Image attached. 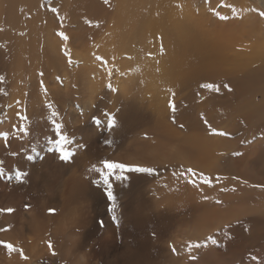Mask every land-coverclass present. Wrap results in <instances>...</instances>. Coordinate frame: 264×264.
Returning a JSON list of instances; mask_svg holds the SVG:
<instances>
[{
	"label": "bare ground",
	"instance_id": "obj_1",
	"mask_svg": "<svg viewBox=\"0 0 264 264\" xmlns=\"http://www.w3.org/2000/svg\"><path fill=\"white\" fill-rule=\"evenodd\" d=\"M261 13L264 0H0V209H14L0 240L28 257L0 246V264H264ZM104 159L156 171L106 186Z\"/></svg>",
	"mask_w": 264,
	"mask_h": 264
},
{
	"label": "snow or ice",
	"instance_id": "obj_2",
	"mask_svg": "<svg viewBox=\"0 0 264 264\" xmlns=\"http://www.w3.org/2000/svg\"><path fill=\"white\" fill-rule=\"evenodd\" d=\"M222 7H230L232 8L233 6L231 5H221ZM49 10L52 12V13H57L58 12V9L56 7H50ZM233 13L235 15V9L233 8ZM215 15H217V17L219 19H222V20H226L228 19V17L226 16H220L218 12H215L214 13ZM262 16H264V13H261ZM88 23H90V21H88ZM59 36H61L63 39L67 40L68 37L63 33V32H60L58 33ZM66 55H68V53L66 52L65 53ZM97 60H100L102 63H105L104 60H103V57H96ZM70 62V61H69ZM41 75H43V73H41ZM109 87H111V85H109ZM199 87L201 89H209V90H215V91H219L220 90V86L217 85V84H211V83H203V84H200ZM223 88L231 91V88L229 86V84L225 83L223 84ZM47 107H51V105H47ZM169 107L170 109L175 112L176 111V105L174 103L173 100H169ZM19 115V114H18ZM59 113L56 112V111H53L51 113V116L48 117L49 120H51L52 122V126L56 129H59L60 128V123H57L55 121V117L58 116ZM202 115V118H203V114ZM173 122H175V118H173ZM115 123V120L113 117L109 116V120H108V124L109 126L111 127L113 124ZM204 123L205 125H207L209 127V131L212 133V134H215V135H221V136H229L230 133L228 132H224V131H218L217 129L215 128H212L210 125H208V121L206 119H204ZM181 128H183L184 126L181 124L180 125ZM25 130L23 128H21V132H24ZM245 141H241V143H244ZM105 143H110V141H105ZM55 149L54 151L58 154V156L60 157L61 160H67L68 159V149H67V145H68V140H67V137L63 135L62 132H60L56 139H55ZM233 155H239V153H233ZM100 163L103 165L102 168H97L95 165H93V171H96L99 173L100 175V178L102 181H104L105 185H109L110 184V179L109 177H113L114 174H115V178L117 179H121V178H124V174L126 172H129V171H137V172H142V173H148V174H153L156 169L152 168V167H145V166H141V165H132V164H125V163H119V162H115V161H112V160H108V159H104V160H101ZM175 174V173H174ZM181 176H189L190 179H189V183H192L193 185L196 184V179H192V177H198L200 178L201 182L203 184H206L208 185L209 187H211L212 185V180L210 178H206L204 177V174L203 173H197L194 169H185L183 172L180 173ZM20 177H21V173L18 171L15 172V178L17 181H20ZM217 181L220 179V177H217L216 178ZM233 179H239L238 177H233ZM246 183V181H245ZM258 187H264V185H257ZM234 190V189H233ZM221 191H225V189H221ZM109 197V199H112V192H111V189L108 188L107 190V193H106ZM203 199L207 200L208 197L207 196H204L202 197ZM216 203H220V201H216ZM25 209H27L29 207V205H25L24 206ZM55 210L54 209H51L49 208L48 209V212L49 213H53ZM0 212H5V213H12L14 212V209L13 208H3V209H0ZM225 227H227V225H225ZM7 229H0V231H6ZM211 242L212 244H216L217 243V240L212 236V235H209L204 241H197V242H189L188 245H187V248L189 250V252H191L192 249H199L200 247L202 246H207V243L208 242ZM48 248H49V251L51 252V254L53 256L56 255V252L52 250L53 246H52V242L51 241H48ZM0 246H2L3 248L7 249V251L11 254L12 252L14 251H19L20 253V256L22 259L24 260H27L28 257L24 255V252H23V249H16V247L6 241V240H0ZM172 250V252L175 254L177 252L176 248L174 245H170L169 246ZM191 260H195L196 257L195 256H190L189 257ZM253 260L256 259V257H252Z\"/></svg>",
	"mask_w": 264,
	"mask_h": 264
},
{
	"label": "rangeland",
	"instance_id": "obj_3",
	"mask_svg": "<svg viewBox=\"0 0 264 264\" xmlns=\"http://www.w3.org/2000/svg\"><path fill=\"white\" fill-rule=\"evenodd\" d=\"M1 174V173H0ZM4 178V175L2 176V179Z\"/></svg>",
	"mask_w": 264,
	"mask_h": 264
}]
</instances>
